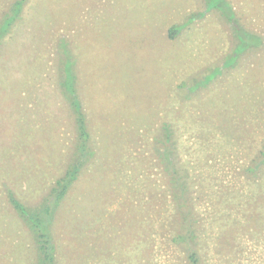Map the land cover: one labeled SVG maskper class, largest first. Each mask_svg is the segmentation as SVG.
<instances>
[{
  "label": "rangeland",
  "instance_id": "374dc122",
  "mask_svg": "<svg viewBox=\"0 0 264 264\" xmlns=\"http://www.w3.org/2000/svg\"><path fill=\"white\" fill-rule=\"evenodd\" d=\"M16 1L0 0V21ZM228 1L238 23L207 0L25 3L0 43V264L35 256L7 190L35 208L73 153L63 49L77 60L96 158L58 210L57 263L193 264L171 241L183 219L152 155L167 122L189 175L198 264H264V50L241 53L233 29L264 37V0Z\"/></svg>",
  "mask_w": 264,
  "mask_h": 264
},
{
  "label": "trees",
  "instance_id": "16d2710c",
  "mask_svg": "<svg viewBox=\"0 0 264 264\" xmlns=\"http://www.w3.org/2000/svg\"><path fill=\"white\" fill-rule=\"evenodd\" d=\"M27 1L28 0L16 1L9 12L2 17L0 21V43L8 34L14 23L19 19ZM207 2V7L212 3L211 8L219 11L227 22L233 23L232 20L234 19L237 22L234 12L231 11L233 7L228 0H207ZM227 5L229 11L225 9ZM233 29L238 41L237 49L239 48L241 53L251 48L264 50V37L262 35L244 29L240 25H234ZM181 30V26L173 27L170 30L171 38H175ZM61 45L63 46V41ZM63 52L64 56L61 58L59 86L62 96L74 119L75 127L73 153L68 162L66 171L52 186L47 197L35 208L24 205L11 189H8L6 192L10 204L32 235L35 250L33 264H58L57 247L53 234V226L58 210L82 172L96 158V150L90 131V125L79 93V77L75 71L77 60L72 55L71 51L67 52L63 49ZM240 54H234V56L230 57V64H234ZM221 71L222 68H218L217 72H214V74L211 73L212 76L210 78L208 77V81L206 82L208 83L213 80L217 73ZM198 87L199 86L193 87L194 91H196ZM152 146V155L155 161L162 167L166 181H168L170 194L167 195H169L170 201L178 208L176 214L183 219V232L174 235L171 241L174 245L183 246L188 255V260L193 262V264H198V253L194 251L196 237L194 236L193 214L191 213V186L189 185V175L188 171L181 165V160L178 156L176 131L171 123L166 122L162 124L158 134L152 141ZM261 156L264 157V150L261 151ZM262 164H264V160L257 161L256 169L259 170ZM251 169L252 168L249 170ZM173 222H170L169 226L171 228Z\"/></svg>",
  "mask_w": 264,
  "mask_h": 264
}]
</instances>
